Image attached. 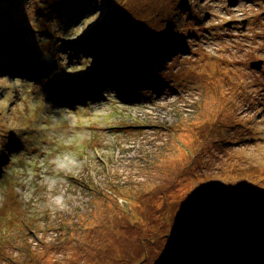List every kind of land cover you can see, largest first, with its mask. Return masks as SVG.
<instances>
[{
  "label": "rangeland",
  "instance_id": "374dc122",
  "mask_svg": "<svg viewBox=\"0 0 264 264\" xmlns=\"http://www.w3.org/2000/svg\"><path fill=\"white\" fill-rule=\"evenodd\" d=\"M54 1L22 0L0 26L23 38ZM102 1L66 33L48 21L55 45L88 29L118 35L116 18L95 23L122 5L147 20L131 31L154 40L175 27L187 52L144 47L132 92L63 48L43 57L45 89L0 75V264H264L251 245H264V0ZM99 42L104 60L115 48Z\"/></svg>",
  "mask_w": 264,
  "mask_h": 264
},
{
  "label": "trees",
  "instance_id": "16d2710c",
  "mask_svg": "<svg viewBox=\"0 0 264 264\" xmlns=\"http://www.w3.org/2000/svg\"><path fill=\"white\" fill-rule=\"evenodd\" d=\"M99 0H56L52 3L47 4L48 7H46L47 12L44 14V20L41 22H38V25L35 26V30L30 24H27L23 26L21 29L24 31L23 38L19 36V33L15 31V29H6L4 27L0 26V68H4L6 71L11 72L12 74L18 76L20 79L30 80V81H36L40 74L36 71L37 69H44V66L42 64L43 57L46 54L52 55L54 52L51 51L57 50L59 48H63L62 50L69 49V50H75L78 51V49L82 46H86V49L82 53H77L76 56L86 58L89 56L93 57L95 59L94 65H105L107 69L112 72L115 76L127 72V70L132 73L136 70L132 67L134 64V61L137 57V55H143L144 54V47L147 48V50H150V47L152 44L158 42L160 45V48L164 49V52H171V48L173 51L179 49V54H185L187 52L185 44L183 41L179 40L178 47L177 45L171 41V39L174 37L173 34L175 33L174 28L171 27L168 31L159 32L158 35L155 36L154 40H151L150 34L141 32V31H131V28L135 24L139 23H147V20H143L144 15L137 16L132 9L129 7L119 6L117 9V13L113 15L112 19L106 18L101 19L99 17L97 19V22L95 24H104L106 20H111L113 22V19L116 18L119 22V24H114V27L119 30L118 35L114 36L113 32L101 34L100 31H92L88 29L87 34L80 35L83 39L77 42H72L66 40H60L64 44L58 47V45H55V43L58 41L57 36L54 35V29H49L48 21H51L53 19H57L61 21L60 28H64L65 33L71 30L72 26L76 25L78 20L81 17H84L86 13H89L90 11L100 10V7L96 4ZM22 0H0V18L3 21V18H11L12 22L13 20H16V18H19L16 16L15 11L19 9L17 6ZM113 0H103L102 3H106V5L111 7L114 3ZM94 4V6L89 9V5ZM57 6V10L54 11V7ZM184 6V5H183ZM180 9V8H179ZM5 12V13H4ZM3 16H2V14ZM114 13V12H112ZM7 17H6V16ZM77 15V19H75V16ZM179 17H182L183 15H178ZM185 17V16H184ZM100 19V21H99ZM141 19V20H140ZM176 19L179 20L178 17ZM47 20V21H46ZM181 21V19H180ZM183 21H187L185 18ZM182 21V22H183ZM180 22L181 26L179 28V33L183 31V28L185 27V23ZM4 23V21H3ZM25 23H28L25 19ZM67 23V24H66ZM40 25V26H39ZM146 25V24H145ZM91 26V25H90ZM11 28V27H10ZM95 28V26H93ZM150 30V28H149ZM152 30V29H151ZM189 30L193 31V28H190ZM153 30L150 32L152 33ZM149 33V31H148ZM113 37H117L119 39H126L127 43H124L121 40H117ZM38 38V39H37ZM97 41L103 42L104 44H109L114 46L113 51H106L105 52L108 55L106 56L104 60L100 59L99 50L95 47V44ZM114 41L116 43H114ZM33 42V43H31ZM39 45L42 46V49L39 51L35 50L33 45ZM124 46L119 48V46ZM48 46L49 49L45 50L44 47ZM53 46V47H50ZM177 48V49H176ZM89 51H88V50ZM122 52V55L118 54V51ZM186 50V51H183ZM138 52V54H137ZM20 53H25L27 60L30 59L32 56H36L35 60L31 62V64H26V61L22 58ZM27 54H32L30 57ZM91 54V55H90ZM146 55V54H144ZM123 58L126 62H123ZM18 64H17V63ZM139 68H142V64H139ZM2 70V69H1ZM38 75V76H37ZM48 75L41 77L44 80L41 82L42 86L44 87L45 83L49 81ZM12 77V76H11ZM40 78V79H41ZM119 77H117L118 79ZM18 80H15L17 82ZM125 82V83H124ZM124 83V87L122 86L121 89L127 92H132L135 89L134 86L128 85L125 80L121 81V84ZM237 215L238 213L235 212ZM228 215V214H227ZM225 215V216H227ZM238 217V216H237ZM232 217L226 218V222L231 223ZM177 233H185L183 229H179ZM177 233L175 235H177ZM192 240H190L191 242ZM247 244L249 241H246ZM52 245V244H47ZM253 248H264V245H259L257 243L253 244L251 243Z\"/></svg>",
  "mask_w": 264,
  "mask_h": 264
},
{
  "label": "bare ground",
  "instance_id": "6f19581e",
  "mask_svg": "<svg viewBox=\"0 0 264 264\" xmlns=\"http://www.w3.org/2000/svg\"><path fill=\"white\" fill-rule=\"evenodd\" d=\"M54 9V11L55 10H57L58 8H57V6L56 7H54L53 8ZM2 14V13H1ZM2 16H3V14H2ZM113 15H111V16H108V18L109 19H112L113 17H112ZM182 23H187V21H183ZM116 24H119V22H117ZM102 42H99V45H101L100 47H103V46H105V47H107V48H109V49H111L110 47H108V44H103ZM86 49V46H82V47H80L79 49H78V51H76L77 53H82L84 50ZM172 49H175V48H171V50ZM112 50V49H111ZM111 50H108V51H111ZM158 51H159V55H162V57H167L168 56V54L166 53V52H164L165 51V48L163 49H157ZM175 51H177L178 52V50H175ZM21 54V56H22V58L26 61V64H31V62H33V60H35V58H36V56L34 55V56H32V54H27V55H29L31 58L30 59H28L27 60V58H26V55H25V53H20ZM137 54H138V52H137ZM179 54V53H178ZM91 55V54H90ZM180 55H182V54H180ZM88 57H89V55H88ZM182 59H184L185 57H181ZM122 59V61L123 62H126L123 58H121ZM17 63V62H16ZM18 64V63H17ZM2 69V70H1ZM143 67L140 69V72H143ZM37 72H38V74H40L39 76H38V78L37 79H40L41 77H44V76H46V74H48L49 73V71H51V68H48V69H37L36 70ZM107 74H112V72H110V70L109 69H107ZM137 74V73H136ZM0 75H3V76H14V74H12L11 72H9V71H6L4 68H0ZM113 75V74H112ZM115 77H119L118 79H120V81H122V80H124L125 78L127 79L126 80V83H128V84H131V85H133L132 83H134L135 82V80L134 79H136V78H134L133 76H129V77H127V72H123V73H120V74H118V75H116ZM114 77V78H115ZM134 78V79H133ZM43 79V78H42ZM46 79V78H45ZM42 82V81H41ZM41 82L39 81V85L43 88V86H42V84H41ZM125 83V82H124ZM124 83H122V85H121V87L123 86L124 87ZM135 87H136V85H135ZM135 87L134 88H132V89H135ZM42 88H41V91L43 92V95H45L46 93H47V91H43L42 90ZM118 88H120V86H118ZM43 89H45V88H43ZM123 89V88H122ZM48 91H49V89H47ZM73 91H74V89H72ZM51 91V90H50ZM64 91V90H63ZM76 91V90H75ZM124 91H125V89H124ZM52 93H54V94H59L60 92H57V91H52ZM64 93V92H63ZM98 94V91H97V89L95 90V92H94V99L96 100V99H98V98H100L101 96H98L97 95ZM65 95V94H64ZM49 98V97H48ZM64 98V97H63ZM62 101V102H61ZM60 101V105L61 106H63L67 101H68V98L66 97V98H64V100L62 99ZM58 105H59V102L58 101H55ZM67 106V105H66ZM254 194H256V192L254 191ZM246 210V209H245ZM245 210H238V209H236V211H234L233 213H235V212H237L238 214L236 215V216H238L237 217V219L238 218H240V219H242V216H243V214L245 213ZM227 213H228V211H227ZM229 214H232V213H228V215L227 216H225L226 218H228V217H230L229 216ZM231 241H235V239H232ZM236 262V261H235Z\"/></svg>",
  "mask_w": 264,
  "mask_h": 264
},
{
  "label": "clouds",
  "instance_id": "9594fccd",
  "mask_svg": "<svg viewBox=\"0 0 264 264\" xmlns=\"http://www.w3.org/2000/svg\"><path fill=\"white\" fill-rule=\"evenodd\" d=\"M72 79H73V78H72ZM72 79H68L67 82L70 81V80H72ZM64 82H65V81H64ZM61 85H62V84H61ZM48 97H49V99H50V96H48ZM86 138H87V137H82V139H86ZM65 159H67V157H66ZM53 163H55L56 166H57L58 168H60V169L65 168V165H64L63 163H58V162H56V161H53ZM72 163H75V162L72 161ZM53 203L56 204L57 206L61 207V208H63V206H64L61 197H56V198L54 199Z\"/></svg>",
  "mask_w": 264,
  "mask_h": 264
},
{
  "label": "water",
  "instance_id": "95a60500",
  "mask_svg": "<svg viewBox=\"0 0 264 264\" xmlns=\"http://www.w3.org/2000/svg\"><path fill=\"white\" fill-rule=\"evenodd\" d=\"M228 26H230V25L228 24ZM250 67L256 71H259L261 69V63H259V62L258 63H251ZM65 83H67V81L63 82L62 85Z\"/></svg>",
  "mask_w": 264,
  "mask_h": 264
}]
</instances>
